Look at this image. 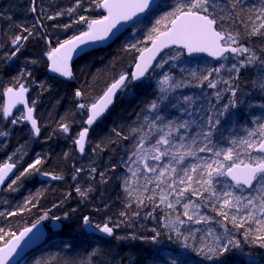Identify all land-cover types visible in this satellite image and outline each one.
<instances>
[{
	"label": "trees",
	"instance_id": "16d2710c",
	"mask_svg": "<svg viewBox=\"0 0 264 264\" xmlns=\"http://www.w3.org/2000/svg\"><path fill=\"white\" fill-rule=\"evenodd\" d=\"M179 2L180 0H162L151 12L129 27L110 45L80 56L73 63V80L69 81L47 73V53L59 43L87 29L84 23H73L79 16H86L89 20L96 19L103 15V10L95 8L94 5L90 6L88 0H82L83 7L75 15L65 14L48 20L47 16H53L61 9L72 7L75 0H37L35 7L37 13H40L39 18L42 24L34 28L33 35L24 42L21 51L8 60L6 54L10 55L14 50L11 39L15 38L16 34L27 35L26 32L21 31L20 25L32 28L37 15L29 11L31 0H0V130L10 133L7 136H0V165L5 162H14L18 166L16 174L9 181L11 183L24 167L39 155L43 159V163L39 166L40 173L48 172L62 177L56 181H41L38 174L33 173L17 183L16 191L8 189L9 183L2 189L0 213L3 215H0V229H2L0 246L20 229L36 223L45 212H48V217L40 221L47 222L52 220V216H59L61 226L54 236L25 257L32 258L34 260L32 264H169L166 254H182L187 264H264V248L259 243H248L244 239V233L249 229H251L249 240L264 235L255 231L258 226L249 221L243 227L236 228L230 221H224L223 217L217 216L211 205L204 207L203 201H199L202 204L201 209L206 215L213 217V220H210L207 225H191V227L202 230L212 227L220 235L227 230L230 236H235L241 242V248L233 249L225 257L213 260H208L191 249H185L182 247V241L164 227L163 218L167 215L164 208L155 207L153 203L147 201L146 206L139 209V215L115 229L113 236L87 233L84 228V216L90 217L93 225H103L109 217L113 222L122 220L123 218L119 215L121 211H126L128 216L138 211L135 203H132L129 209H125L127 200L122 182L125 176L131 174L118 164L123 156L119 146L112 143L103 151L98 150L94 154L92 149L96 144L101 141L107 144L106 138L110 136L115 139V134L111 132L115 125H124L125 131L131 126H137L133 123L138 119L136 114L148 102L156 98L158 93L156 82L163 75V71L167 70L177 80H191L190 75L181 72L180 68L204 69L207 65L216 67L220 62L204 56L189 58L182 50L170 48L172 54L175 51L182 53L181 60L184 64L178 63L175 69L166 67L161 73L160 70H156L136 86L134 95L117 96L115 104L103 119L89 130L85 153L80 155L77 152L74 140L84 127L86 117V110L78 109L77 105L97 99L114 77H118L122 72L129 73L140 50L149 44V36L157 34L152 30L155 28L160 32L167 28L173 18L169 14L179 6ZM262 2L264 0H237L233 7L229 0H216L214 16L218 20L217 28H221V23L230 21V31L233 35L239 32L240 36L244 37L246 32L255 27L253 20L257 13L252 6L259 8ZM229 12L231 16L228 15ZM220 16L227 18L219 21ZM158 20L159 24L156 23ZM65 24H72V26L65 29L63 27ZM133 44L136 48L129 47ZM245 46L249 44L246 43ZM251 46L259 51L261 47H264V38L252 37ZM14 77L19 79L16 80ZM239 81L238 95L243 94L244 103L239 104L237 108L231 110L229 115L222 118L220 131L213 137L214 142L223 147L231 146L229 141L232 137L239 139L246 136L245 126L253 127V117L264 120V109L255 106L264 103V92L259 87L261 74L250 66L242 69ZM252 81L256 83L253 84ZM21 83L29 89V105L33 106L31 101L36 100L34 116L40 127L38 136L30 135L31 129L27 124L12 125L11 117L7 120L3 118L4 91L8 87H17ZM196 83L197 81L191 80V85ZM191 85L175 89L169 95L173 97L201 95L202 99L208 97L214 104L228 103V97L232 95L230 92H224L221 101H217L213 95L215 90L207 88V82L200 88ZM77 89H81L85 97H75L74 92ZM175 102L176 100L173 99L172 103ZM200 103L201 101H197L193 107ZM249 104L254 106L249 107ZM204 105L207 106V100L204 101ZM162 109L160 114L165 119L189 118L186 113L180 112L177 108L164 107L162 104ZM17 113L18 111H15L13 116L16 117ZM139 119L142 121V117ZM60 123H70L69 133L65 134L60 130ZM194 130L195 126L190 129V131ZM122 143L127 145L130 141H122ZM22 145L26 146L22 152H19L18 149ZM14 152H17V155L9 160L8 158ZM65 152L69 154L67 157L64 155ZM253 154L257 153L253 152ZM200 155L210 154L201 153ZM243 155L245 154L241 152V156L245 158ZM189 162H192L191 158ZM112 164H118L117 169L113 170ZM80 167L85 170L74 181L73 172L75 168ZM90 167L97 168V173L92 174L91 178L89 177ZM105 170L109 180L101 184L99 172ZM143 182L141 179L140 183ZM77 184L82 189H87L91 184L93 191L88 193L87 198L82 199L76 194ZM148 187L152 188L154 185H148ZM246 193L247 190L244 194ZM147 195L151 193H145V196ZM192 199L198 200L196 197ZM154 200L158 202L159 196H155ZM154 207L155 210H153ZM73 209L76 211L73 212ZM177 211L182 213L183 209L180 205H177ZM245 211L241 209L239 212ZM8 212L16 214L9 216ZM149 212L152 213L151 216L147 215ZM64 213H69L67 218H64ZM175 214L171 213L173 216ZM181 218L184 219L183 216ZM216 220L222 221L223 227L217 224ZM180 227L185 233L190 230L187 225ZM153 228L161 233L158 243L139 238L116 239V237H129L133 233L136 237H150L155 235ZM65 244L68 247H65ZM195 247H199V243H196ZM94 248H97L99 253L90 256L89 253Z\"/></svg>",
	"mask_w": 264,
	"mask_h": 264
},
{
	"label": "snow or ice",
	"instance_id": "6c2138e0",
	"mask_svg": "<svg viewBox=\"0 0 264 264\" xmlns=\"http://www.w3.org/2000/svg\"><path fill=\"white\" fill-rule=\"evenodd\" d=\"M36 2L37 0H31L29 8V11L37 15L35 24L32 28L20 25L21 31L26 32L27 35L16 34L15 38L11 39L14 50L11 51L10 55L6 54L8 60H11L21 51L24 42L33 35L34 28L42 24V20L39 18L40 13H37L35 7ZM229 2L235 7L237 0H229ZM88 3L97 9L107 10L108 14L102 19L91 20L86 16H79L78 20L73 21V23L86 24L87 31L59 43L57 47L52 48L47 53L51 61V71L59 73L63 77H73L68 60L77 50L78 45L110 38L109 34L116 28L117 23L130 21L138 13L150 11L153 0H88ZM82 7V0H75L72 7L61 9L55 12L53 16L46 18L53 20L65 14L72 16ZM215 7L216 0H180L179 6L169 14L174 17L171 19V27L162 32L155 28L152 30L157 34L149 36L152 46L140 51L135 63V71L130 74L127 72L120 73L118 77L112 79V82L107 85L99 98L90 103L77 105L78 109L87 112V119L84 121L86 126L82 128L74 140L75 146L83 154L88 143L90 128L103 119L108 110L115 104L117 96L122 94L134 95L136 86L148 78L150 74L155 73L156 70L163 71L166 67L175 69L178 63H183L181 61L182 53L175 51L172 54L170 46L182 45L189 54L204 52L214 59H231L233 61L228 69L227 79L220 75L222 69L225 68L224 63H220L216 68H180L181 72L190 75L191 80L197 81L195 85H191L189 79L176 80L168 71H163V75L156 82L158 88L156 98L148 102L136 114L138 119L133 123L137 126H131L125 131L124 125H115L111 129V132L115 134V139L110 136L106 138L107 144H103V141L96 144L92 149L94 154L98 150L103 151L112 143L119 146L123 156L118 164L131 174L125 176L122 182L127 200L125 209H129V206L135 203L138 211L132 212L131 216H128L126 211H121L119 215L123 219L119 222H113L109 217L103 225L96 224L94 226L91 218L84 216L83 224L88 227L89 231L98 230L102 234L113 236L115 229L139 215V209L145 207L147 201L153 203L155 207L164 208L167 213L163 218L164 227L182 241L183 248L191 249L208 260L225 257L233 249L241 248V242L235 236H230L227 230L223 235H220L212 227H208L206 230L191 227V225L200 223L207 225L210 220H213V217L200 213L202 204L199 201H203L204 207L211 205L217 216L223 217L224 221H230L236 228H241L246 222L252 221L258 226L255 231L264 233V120L253 117V127L247 128L245 126L246 136L239 139L232 137L229 141L231 145L229 147H223L214 142L213 139L214 134L220 131L222 118L229 115L231 110L237 108L239 104L244 103L243 94L238 95L240 92L239 75L242 69L252 66L261 74L259 87L264 92V47L257 51L255 47L251 46L252 37L264 38V2L259 8L255 5L252 6L257 13L253 20L255 27L246 32L244 37H241L239 32L233 35V33L225 30H217L218 20L214 16ZM84 10L88 11V9ZM228 15L231 16V12ZM226 18L220 16L219 21ZM156 23L159 24V20ZM71 26L72 24L63 25L65 29ZM246 43L249 46H245ZM129 47L136 48V45L133 44ZM229 54L231 55L229 56ZM154 61L157 62L154 64ZM205 72L207 74H204ZM213 74L215 77L209 79ZM14 79L18 80L19 77H14ZM205 82H207V88L216 89L213 95L217 101H221L224 92H230L232 95L228 97V103L214 104L208 97L202 99L201 95L179 97L169 95L175 89L188 85L200 88ZM252 83L255 84L256 81H252ZM221 84L225 87H219ZM41 86L43 87V82ZM28 91V87L23 83L20 84L18 90L6 89L4 95L8 97V102L3 106L2 114L5 120L11 117L12 125L29 122L31 125L30 135L38 136L40 127L37 119L33 116L36 100L31 101L32 107L28 106L25 100V93ZM74 95L80 98L85 97V93L81 89L75 90ZM173 99L176 100L175 103H172ZM205 100H207V106L204 105ZM197 101H201V103L194 108L193 105H196ZM18 104H23L26 112L15 117L13 116V108ZM162 104L164 107L177 108L180 112L186 113L189 118L183 120L165 119L160 114L163 110ZM253 106L249 104V107ZM255 106L264 109V103ZM140 117H142V121L139 119ZM193 126H195V130L190 131ZM59 128L67 134L70 131V123H60ZM9 134L0 130V136ZM122 141H130V143L125 145ZM25 146H20L18 151L22 152ZM241 152L245 154L246 158L241 156ZM253 152L257 154H253ZM201 153L210 155L202 156ZM16 155L17 152H14L8 159L12 160ZM64 155L67 157L69 154L65 152ZM189 158L192 162H189ZM42 163L43 159L37 155V158L24 167L23 171L8 184V189L16 191L15 186L22 178L29 177L33 173L41 174L39 166ZM118 164H112V169H117ZM15 167L16 163L9 162L0 165V184L6 182V178ZM84 170L83 167L75 168L73 180H77L78 175ZM95 173H97V168L90 167L89 177L91 178L92 174ZM42 175L50 176L51 174L44 172ZM99 176L101 184L108 182L107 170L99 172ZM51 178L53 180L62 179L60 175H51ZM141 179H143V183H140ZM148 185H154V187L149 188ZM245 190H247V195L244 194ZM75 191L82 199L87 198L88 193L93 191V186L89 184L87 189H82L77 184ZM149 192L151 195L145 196V193ZM157 195L159 196L158 202L154 200ZM192 197H196L198 200H194ZM177 205L182 207V213L177 211ZM53 207H57V205H53ZM232 209H236L237 212L241 209L246 211L244 215L237 216L230 212ZM72 211L75 212L76 210L73 209ZM171 213L176 214L173 216ZM15 214L14 212L7 213L9 216ZM0 215L3 214L0 213ZM68 215L69 213H64V218H67ZM147 215L151 216L152 213L149 212ZM182 216L187 219H182ZM47 217L48 212H45L40 220ZM51 218L54 221L61 220L59 216H52ZM40 220H37L32 228H25L19 236L9 241L6 247L0 248V264H11L9 258L17 251V245L37 227ZM216 223L223 227L222 221L216 220ZM181 225L189 226L190 230L185 233L181 230ZM152 231L155 235L150 237H136L133 233L129 237H116V239L139 238L158 243V237L161 233L155 228ZM250 232L251 229L244 233L245 242L259 243L264 248V235L249 240ZM196 243H199V247H195ZM65 247L68 245L65 244ZM98 253L99 250L94 248L89 255L95 256ZM166 259H168L169 264H187V260L182 257V254H166Z\"/></svg>",
	"mask_w": 264,
	"mask_h": 264
},
{
	"label": "water",
	"instance_id": "95a60500",
	"mask_svg": "<svg viewBox=\"0 0 264 264\" xmlns=\"http://www.w3.org/2000/svg\"><path fill=\"white\" fill-rule=\"evenodd\" d=\"M162 0H153V5L151 7V10H146L145 13H138L137 16L133 17L132 20L130 21H120L119 23H117L116 25V28H114L112 30V33L109 34L110 38L108 39H105L104 41H97V42H88L87 44L85 45H78L77 47V50H75L73 52V55L72 57L68 60V65L71 69V71L73 72V63L76 59H78L80 56L88 53V52H91L92 50H95V49H98V48H104L108 45H110L112 42H114L120 35H122L129 27H131L132 25H134L135 23L139 22L144 16H146L149 12H151ZM102 9V8H101ZM103 10V15L99 18H96V19H102L104 16H106L108 13H107V10L105 9H102ZM174 18V17H173ZM172 18V19H173ZM169 27H171V20L167 26L166 29L162 30V31H166ZM218 30V29H217ZM87 31V29L85 30ZM160 31V32H162ZM219 31V30H218ZM84 32V31H83ZM80 35L77 34L75 36H78ZM74 37V36H73ZM72 38V37H71ZM69 38V39H71ZM68 40V39H66ZM152 46V42L150 40L149 44L146 45L144 48H150ZM57 47V46H56ZM55 48V47H53ZM143 48V49H144ZM170 48H177L179 50H182L185 55L189 58H193V57H197V56H204V57H207V58H210L214 61H218V59H214L213 57L209 56L208 53H193V54H189L187 52L186 49H184L182 47V45H174V46H170ZM52 49V48H51ZM50 49V51H51ZM141 49V50H143ZM140 50V51H141ZM140 52L138 53L135 61L133 62L131 68H130V71H129V74L132 72V71H135V63L137 61V58L139 56ZM156 61H154L153 63L155 64ZM50 65H51V61L49 60L48 58V55H47V73L51 76H55L61 80H69V81H72L73 80V77L72 78H67V77H63L61 76L59 73H55L53 71H51L50 69ZM141 83V82H140ZM20 86V85H19ZM19 86L17 87H9V88H13L14 90H18ZM8 89V88H7ZM5 93V92H4ZM103 93V92H102ZM102 95V94H101ZM99 98V97H98ZM25 100L27 101L28 103V92L25 93ZM8 102V97L4 95V105ZM28 106L29 107H32L29 105L28 103ZM21 109L22 112H26V109L24 107L23 104H18L15 108H13V113L17 110ZM33 116H34V112H33ZM35 117V116H34ZM87 119V112H86V117H85V120ZM84 120V121H85ZM24 124H27L30 129H31V125L29 122H24ZM97 123H95L90 129H92ZM86 125L84 124V127ZM77 148V147H76ZM77 152L82 155L78 148H77ZM9 163H13V162H9ZM17 169H18V166L16 165V167L13 169L12 173L9 174V176L6 178V182L3 183V184H0V193L2 191V189L9 183V181L14 177V175L16 174L17 172ZM52 175V174H51ZM51 175L50 176H44L41 174H38V178L39 180L41 181H56V180H53L51 178ZM32 225H29V226H26L22 229H20L17 233L13 234L3 245L0 246V248H4L6 247V245L9 243V241L13 240L14 237L16 236H19V234L25 229V228H32ZM61 226V221H54L53 219L52 220H49L47 222L45 221H40V223L37 225V227L35 229L32 230V232H30L28 234V236H26L24 238V240L20 241V244L17 245V251L13 253L12 257L9 258V260L11 261V264H18L22 259H24L32 250H35L37 249L38 247H40L43 243H45L51 236V234L58 230ZM94 226V225H93ZM84 228L86 230L87 233H92V234H97V235H104V236H107L105 234H102L100 233L98 230L96 231H89L88 227L84 225Z\"/></svg>",
	"mask_w": 264,
	"mask_h": 264
},
{
	"label": "rangeland",
	"instance_id": "374dc122",
	"mask_svg": "<svg viewBox=\"0 0 264 264\" xmlns=\"http://www.w3.org/2000/svg\"><path fill=\"white\" fill-rule=\"evenodd\" d=\"M165 22V21H164ZM219 30H225V31H227V32H231L230 31V21L229 22H225V23H221V28H218ZM232 33V32H231ZM229 56H230V54H229ZM182 61V60H181ZM233 61L231 60V59H229V60H221L220 62H218L217 63V66L216 67H218L219 66V64L220 63H224L225 64V68L224 69H222V71H221V76H223V78L224 79H227L228 78V69L231 67V63H232ZM182 64H184V62L182 63ZM215 66L214 67H212V66H209V65H207L205 68H216ZM165 71H167V70H165ZM160 73H161V71H160ZM215 77V74H213V76H210V79H213ZM177 80V79H176ZM219 87H225V85H223V84H221V85H219ZM213 90H215L216 91V89H213ZM23 112H22V110H18V113H17V115H16V117H19L21 114H22ZM244 157H245V155H243ZM246 158V157H245ZM248 193H246L245 195H247ZM231 213H233V214H236L237 216H241V215H244V213L245 212H237L236 211V209H232L231 211H230ZM200 213L201 214H205V211L204 210H202V209H200ZM258 216L260 215L259 213L257 214ZM184 219H187L186 217H184ZM254 223V222H253ZM203 223H200V224H195V225H198V226H201ZM255 224V223H254ZM256 225V224H255ZM54 234H55V232L54 233H52L51 234V236H54ZM32 262L34 263V260L32 259V258H24V259H22L18 264H32Z\"/></svg>",
	"mask_w": 264,
	"mask_h": 264
},
{
	"label": "bare ground",
	"instance_id": "6f19581e",
	"mask_svg": "<svg viewBox=\"0 0 264 264\" xmlns=\"http://www.w3.org/2000/svg\"><path fill=\"white\" fill-rule=\"evenodd\" d=\"M219 30V29H218ZM231 55V54H230ZM214 61V60H213ZM218 61H221V60H218ZM9 88V87H8ZM7 89V88H6ZM5 92V91H4ZM76 150H77V148H76ZM14 163V162H13ZM92 234V233H91Z\"/></svg>",
	"mask_w": 264,
	"mask_h": 264
}]
</instances>
